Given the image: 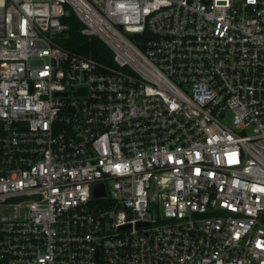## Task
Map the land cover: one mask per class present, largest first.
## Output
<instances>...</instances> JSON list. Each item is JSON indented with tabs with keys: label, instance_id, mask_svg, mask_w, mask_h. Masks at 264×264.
<instances>
[{
	"label": "built area",
	"instance_id": "1",
	"mask_svg": "<svg viewBox=\"0 0 264 264\" xmlns=\"http://www.w3.org/2000/svg\"><path fill=\"white\" fill-rule=\"evenodd\" d=\"M0 264H264V0H0Z\"/></svg>",
	"mask_w": 264,
	"mask_h": 264
},
{
	"label": "trees",
	"instance_id": "2",
	"mask_svg": "<svg viewBox=\"0 0 264 264\" xmlns=\"http://www.w3.org/2000/svg\"><path fill=\"white\" fill-rule=\"evenodd\" d=\"M63 22L69 24L68 30L59 38V43L73 51L92 54L94 57L109 61L111 50L96 36L88 37L81 33L83 23L73 10L63 17Z\"/></svg>",
	"mask_w": 264,
	"mask_h": 264
},
{
	"label": "water",
	"instance_id": "3",
	"mask_svg": "<svg viewBox=\"0 0 264 264\" xmlns=\"http://www.w3.org/2000/svg\"><path fill=\"white\" fill-rule=\"evenodd\" d=\"M95 193L98 196H104V195H106L107 192H106L103 184H97L96 189H95Z\"/></svg>",
	"mask_w": 264,
	"mask_h": 264
}]
</instances>
